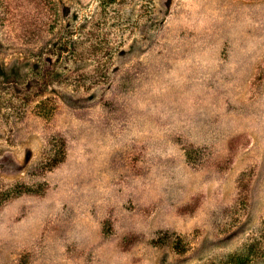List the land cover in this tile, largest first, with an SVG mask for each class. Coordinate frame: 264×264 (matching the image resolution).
<instances>
[{
	"label": "rangeland",
	"instance_id": "374dc122",
	"mask_svg": "<svg viewBox=\"0 0 264 264\" xmlns=\"http://www.w3.org/2000/svg\"><path fill=\"white\" fill-rule=\"evenodd\" d=\"M0 264H264V0H0Z\"/></svg>",
	"mask_w": 264,
	"mask_h": 264
}]
</instances>
